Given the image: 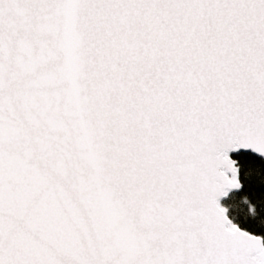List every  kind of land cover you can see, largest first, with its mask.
<instances>
[{
    "label": "snow or ice",
    "instance_id": "1",
    "mask_svg": "<svg viewBox=\"0 0 264 264\" xmlns=\"http://www.w3.org/2000/svg\"><path fill=\"white\" fill-rule=\"evenodd\" d=\"M0 264H264V0H0Z\"/></svg>",
    "mask_w": 264,
    "mask_h": 264
},
{
    "label": "trees",
    "instance_id": "2",
    "mask_svg": "<svg viewBox=\"0 0 264 264\" xmlns=\"http://www.w3.org/2000/svg\"><path fill=\"white\" fill-rule=\"evenodd\" d=\"M251 155V154H250ZM246 227H249V225H245ZM250 227H253L255 228L256 226L255 225H251Z\"/></svg>",
    "mask_w": 264,
    "mask_h": 264
},
{
    "label": "water",
    "instance_id": "3",
    "mask_svg": "<svg viewBox=\"0 0 264 264\" xmlns=\"http://www.w3.org/2000/svg\"><path fill=\"white\" fill-rule=\"evenodd\" d=\"M251 153H248V154H246V155H250ZM251 155H254V154H251Z\"/></svg>",
    "mask_w": 264,
    "mask_h": 264
}]
</instances>
